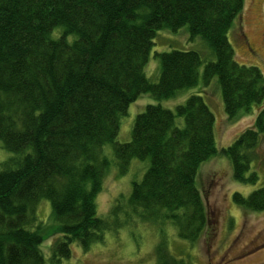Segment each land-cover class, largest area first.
<instances>
[{
	"label": "trees",
	"instance_id": "obj_1",
	"mask_svg": "<svg viewBox=\"0 0 264 264\" xmlns=\"http://www.w3.org/2000/svg\"><path fill=\"white\" fill-rule=\"evenodd\" d=\"M244 0H0V141L11 155L0 162V264H59L77 242L86 251L107 233L149 224L158 236L153 264H192L174 255L165 227L196 242L212 230L206 200L196 183L199 166L218 152L237 181L246 174L264 133V75L237 61L228 30ZM186 26L202 38L196 49L155 51L159 74L145 66L158 29ZM216 76L229 119L261 105L253 125L217 150L214 114L206 98L192 94L173 109L146 104L128 141H116L120 117L141 93L167 99L200 77ZM111 144L117 175L131 160L147 162L125 197L119 193L105 216L96 211ZM51 205L55 226L46 257L47 224L37 215ZM233 201L264 209V185ZM207 232V233H208ZM138 237V235H137Z\"/></svg>",
	"mask_w": 264,
	"mask_h": 264
},
{
	"label": "rangeland",
	"instance_id": "obj_2",
	"mask_svg": "<svg viewBox=\"0 0 264 264\" xmlns=\"http://www.w3.org/2000/svg\"><path fill=\"white\" fill-rule=\"evenodd\" d=\"M228 38L237 61L258 66L264 75V0H244L240 17L228 30ZM171 49H196L203 53L210 50L202 38L190 39L186 26L177 31L158 29L145 66L150 80L155 81L159 74V60L154 52ZM201 73L202 67L195 85L186 87L167 99L157 100L148 92L141 93L128 105L126 114L120 117L116 141L130 140L133 120L146 104L158 102L173 109L190 95L199 94L206 98L215 117L213 130L217 150L231 144L243 130L253 125L261 105H253L249 112L240 110L237 116L229 119L223 108L217 77L214 76L209 84L204 85ZM103 151L110 163L104 177L103 189L96 195V211L98 215L105 216L119 193L127 197L132 180L141 178L147 162L133 158L128 171L117 175L111 144L106 143ZM255 151L256 154L246 171V174L255 173L256 178L252 182L235 180L230 159L221 152L199 166L196 183L206 200L213 224L212 230H207L191 244L179 238L173 226L166 225L167 244L174 255L189 257L192 264H264V209H250L235 203L232 198L233 192L248 195L264 185V133L261 134L260 144ZM10 155L11 152L0 141V162ZM37 215L40 220L47 222L41 230L45 237L41 248L47 257L50 243L56 236L46 238L47 233H52L55 226L54 220H51V205L47 199L39 201ZM130 229L125 226L117 229L116 233H107L103 241L95 243L86 251L74 242L70 257L63 258L59 264H153L154 248L158 239L155 228L149 224H138L132 231L133 235L129 233ZM247 250L249 253L241 256Z\"/></svg>",
	"mask_w": 264,
	"mask_h": 264
},
{
	"label": "flooded vegetation",
	"instance_id": "obj_3",
	"mask_svg": "<svg viewBox=\"0 0 264 264\" xmlns=\"http://www.w3.org/2000/svg\"><path fill=\"white\" fill-rule=\"evenodd\" d=\"M254 248L256 249V248H257V246H255ZM254 248H253V249H254ZM250 250H251V249H250ZM247 252H248V250H247V251H245V252H244V253H243L241 256H244L245 254H248V253H249V252H248V253H247Z\"/></svg>",
	"mask_w": 264,
	"mask_h": 264
}]
</instances>
